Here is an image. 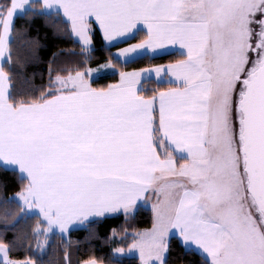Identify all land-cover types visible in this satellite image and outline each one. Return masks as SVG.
Returning <instances> with one entry per match:
<instances>
[{"label": "snow or ice", "instance_id": "1", "mask_svg": "<svg viewBox=\"0 0 264 264\" xmlns=\"http://www.w3.org/2000/svg\"><path fill=\"white\" fill-rule=\"evenodd\" d=\"M39 18L83 52L96 35L118 51L96 67L53 54L46 83L33 89V73L17 87V66L41 47L29 36ZM166 50L173 62L126 69ZM107 70L118 82L95 87ZM0 168L22 185L5 220L12 203L36 220L4 229L0 264H43L57 233L147 204L152 227L127 248L140 264H169L172 238L182 264H264V0H0Z\"/></svg>", "mask_w": 264, "mask_h": 264}, {"label": "trees", "instance_id": "2", "mask_svg": "<svg viewBox=\"0 0 264 264\" xmlns=\"http://www.w3.org/2000/svg\"><path fill=\"white\" fill-rule=\"evenodd\" d=\"M23 21H18V24ZM29 36L38 38L40 41V49L35 60L31 61L26 70L17 66L18 75L16 76L17 87L19 82L25 77L31 79L32 74H35V80L32 88H38L42 83L47 81V67L48 62L52 59L53 54H57L58 63L61 65L73 67L79 63L91 64L96 67L98 63L104 60L111 53L112 55L118 50L115 47L107 46L100 35H96L94 39L93 51L91 53L81 51L82 46L76 41L73 36H70L63 31L59 33L53 32L48 21L44 18L36 19L31 24ZM132 40V43L138 42ZM128 45L121 43L120 47ZM18 54L24 57L28 49L21 41L17 44ZM177 56L162 55L156 57L154 60L142 58L137 62L130 63L126 66L128 71H132L138 67L148 66L149 64H168L173 62ZM123 63V62H122ZM41 74H43V79ZM119 80L118 75H106L103 78H98L94 83L95 87H103L107 84L116 83ZM148 89L157 86L153 80L145 81ZM20 178L14 170L7 168H0V236L4 235V229L7 227L15 230L28 231L35 227V218L29 217L26 220L20 219L24 213L20 212L16 203L9 204V210L14 218L5 220L4 217V202L14 197L15 193L21 188ZM153 213L152 210L144 206H140L139 210L130 218L125 219L123 215L109 217L99 224H90L88 228H77L70 232L67 237L60 238L57 233L52 240L51 245L46 249L43 256V264H65L64 253L67 251L71 257V264H79L85 258H97L100 264H113V260H118L119 264H140L136 257L116 258L113 254V236L111 229L117 230L118 236H124L128 233H138L152 227ZM7 238L11 239L13 231L9 230ZM31 246L35 248V241H31ZM130 244L128 239L124 246ZM172 252L168 257L169 264H182L177 258L183 255L182 249L179 248L178 242L175 238L171 239ZM29 255L28 247H19L14 252V257L24 259ZM187 259H192L188 257Z\"/></svg>", "mask_w": 264, "mask_h": 264}, {"label": "crops", "instance_id": "3", "mask_svg": "<svg viewBox=\"0 0 264 264\" xmlns=\"http://www.w3.org/2000/svg\"><path fill=\"white\" fill-rule=\"evenodd\" d=\"M74 38H75V37H74ZM75 39H76V38H75ZM127 46H128V45H126V46H124V47H127ZM109 47H111V46H109ZM117 51H118V50H117ZM117 51H116V52H117ZM116 52H115V53H116ZM162 55H167V50H166L165 53L162 54ZM162 55H160V56H162ZM108 75H112V74H111V70H109V74H108ZM98 78H99V77H96V76L93 77L94 80H96V79H98ZM150 80H153V81H155V82L157 83V81L155 80V77H153V78L150 79ZM146 81H149V80H146ZM144 82H145V81H144ZM144 82H143V83H144ZM11 170H12V169H11ZM142 206L151 209V205H150V204L142 205ZM117 215H122V214H116V215H114V216H117ZM132 216H133V215L129 216L128 218H130V217H132ZM111 217H113V216H111ZM81 227H82V226H79V227L74 226V228H73L72 230L77 229V228H81ZM150 229H151V228H150ZM72 230H71V231H72ZM147 230H149V229H147ZM144 231H146V230H144ZM144 231H141V232H144ZM138 233H140V232H138ZM135 235H136V233H128V234H125L124 236H118V235H116L115 237H113V249H112L113 254H114V249H115V248H117V247L125 248V252H124L122 255H120V256H116V255L114 254V256H115L116 258L136 257V258L139 259L138 252H136V251L128 252V251H127V248H128V246L133 242V238H134ZM128 239H130V244L126 247V246H124V243H125Z\"/></svg>", "mask_w": 264, "mask_h": 264}, {"label": "rangeland", "instance_id": "4", "mask_svg": "<svg viewBox=\"0 0 264 264\" xmlns=\"http://www.w3.org/2000/svg\"><path fill=\"white\" fill-rule=\"evenodd\" d=\"M107 71H108V73H109V70H107ZM94 76L98 77L96 74H93V77H94ZM65 237H67V236H65Z\"/></svg>", "mask_w": 264, "mask_h": 264}]
</instances>
